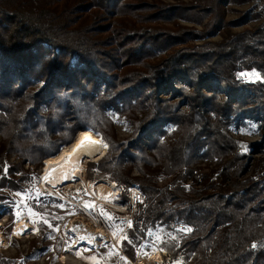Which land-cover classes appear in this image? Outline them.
I'll return each mask as SVG.
<instances>
[{"label": "trees", "instance_id": "16d2710c", "mask_svg": "<svg viewBox=\"0 0 264 264\" xmlns=\"http://www.w3.org/2000/svg\"><path fill=\"white\" fill-rule=\"evenodd\" d=\"M235 1L0 0V154L20 160L12 174L91 131L107 151L89 181L114 183L125 205L130 186L144 197L130 232L170 230L167 260L180 264H264V130L253 143L231 134L264 128V24L231 32L258 16L227 21ZM250 71L262 81L237 77ZM205 161L218 166L204 173Z\"/></svg>", "mask_w": 264, "mask_h": 264}, {"label": "rangeland", "instance_id": "374dc122", "mask_svg": "<svg viewBox=\"0 0 264 264\" xmlns=\"http://www.w3.org/2000/svg\"><path fill=\"white\" fill-rule=\"evenodd\" d=\"M159 1L163 3L174 2V0ZM226 7L227 21L239 19L243 13L248 11H251L252 15H258L254 20H251L249 15L247 24L240 27H230L231 32H239L245 27L253 28L259 24H264V17L258 12L255 0H236ZM219 39L220 37H215L213 41ZM253 73L256 75H252ZM237 77L252 83L262 81L261 74L257 71L239 73ZM113 122L119 138L128 136L130 128L123 118L114 117ZM263 130L264 128L259 123L249 121L244 127L232 128L231 134L236 139L253 143L260 141ZM103 143L106 144L104 141ZM106 151L107 148L104 147L103 155L106 154ZM253 157L261 158L262 156L251 155L250 160ZM99 160L85 162L82 165L81 175L77 183L59 195V193L51 192L39 183L45 160L36 167L21 164L22 171L13 175L14 172L12 171H18V169H12V166H18L20 160L13 156L8 149L3 155L0 154V163L4 164L0 170V234L4 244L3 247H0V264H139L141 261H149L154 255L159 258L160 264H180L178 260H176L177 262L167 260V246L174 241L167 235L171 233L170 230L155 227L147 230L140 229L138 233L130 232L134 230V219L138 216L139 207L135 208L133 220L130 215L131 209L127 211L129 219L126 218L118 211L125 204L121 203L123 198H121V192L117 186L106 180H99L94 183L89 181V168L92 163ZM217 164L218 161H205L199 163L198 168L202 172L208 173L215 169ZM5 167H7L6 174ZM131 175L136 176L137 173L132 172ZM12 179L14 181L13 187L19 188L21 192L12 190ZM167 182L168 180H161L159 184L163 185ZM3 185H10V187L2 188ZM131 187L139 190L135 185L129 188ZM111 188H114L115 191L114 195H107L110 196L106 199L109 202H105L106 205L98 204L99 192ZM128 189L125 194L127 203L129 202ZM16 193L21 195L18 196ZM86 204L92 205V207L86 208ZM101 210L114 219H107L101 214ZM18 212L20 219L17 218ZM130 220L132 227H128L127 222ZM21 221L28 224L29 230L23 236H18L14 229L16 223ZM117 225L122 229V232L117 230L115 227ZM149 230L154 234L158 233L166 243L154 245L155 235H147ZM113 232L117 233L115 238ZM125 233L129 240L120 241L118 244L119 237ZM171 235L175 236L174 233ZM81 237L85 239L81 240ZM89 237L95 239L89 242ZM141 245L145 246L143 251L148 254L147 256L137 255V249ZM160 248L164 250L160 251ZM124 250H127L128 254ZM77 252H79V256L76 255ZM91 257H95V260L90 259ZM121 257L125 259L122 260Z\"/></svg>", "mask_w": 264, "mask_h": 264}, {"label": "bare ground", "instance_id": "6f19581e", "mask_svg": "<svg viewBox=\"0 0 264 264\" xmlns=\"http://www.w3.org/2000/svg\"><path fill=\"white\" fill-rule=\"evenodd\" d=\"M101 141L102 140L95 136L91 131L78 133L77 138L71 145L61 150L56 157L44 161L39 180L40 185H43L51 192L59 193V195L65 193L68 187L75 185L79 180L81 168L85 162L94 161L102 157L104 147L102 146ZM114 191V188L100 191L98 194V204L106 205L105 202L109 201L105 198L108 199L110 196L108 197L107 195L113 194ZM99 200L102 201L100 202ZM111 207L113 206L111 205ZM113 208L116 209L115 207ZM14 230L16 232L15 234L21 233L18 236H23L29 230L28 224L25 221L17 222ZM3 246V239L0 234V247ZM159 263V258L156 255L147 262H139V264Z\"/></svg>", "mask_w": 264, "mask_h": 264}, {"label": "snow or ice", "instance_id": "6c2138e0", "mask_svg": "<svg viewBox=\"0 0 264 264\" xmlns=\"http://www.w3.org/2000/svg\"><path fill=\"white\" fill-rule=\"evenodd\" d=\"M241 75H247V74H241ZM252 75H256V74L253 73ZM101 144H102L103 147L107 148V144H104L103 141H101ZM240 147H241V148H244V149L246 150V146H245V145H241ZM4 171H5V174H6V173H7V167H5ZM16 195L19 196V195H21V194H20V193H16ZM135 198H136V199H139V197H135ZM105 199H107V198H105ZM85 207H86V208H90V207H92V205H88V204H86ZM30 214H31V215H35L34 213H30ZM101 214L104 215V216H105L107 219H109V220L114 219L113 217H111V216L108 215L107 213H104L103 210H101ZM19 215H20V213L18 212V213H17V218H19ZM127 223H128V227H132V222H131V221H128ZM115 227L117 228L118 231L122 232V229H120L118 225L115 226ZM176 231H177V232H181V231H183V232H185V233H188V232H191L192 229H191V228H187V227H185V228H178V229H176ZM19 234H21V233H17V235H19ZM112 234H113V237H114V238H115L116 235H117L116 232H113ZM147 235H149V236H153V235H155V240H154V242H153L154 245H156L157 243H166V241L162 240L161 236H160L158 233H157V234H154V233H152L151 230L148 231ZM167 235H168L169 238L172 239V240H176V239H177V237L172 236L171 233H169V234H167ZM80 239L83 240V239H85V238H84V237H81ZM94 239H95L94 237H89V238H88L89 242H91V241L94 240ZM124 240H129V237L127 236L126 233L123 234V235H121V236L119 237V240L117 241V243L119 244L120 241H124ZM129 242L131 243V241H129ZM101 246H103V245H101ZM144 247H145L144 245H141V247H140L139 249H137V255H138V256H142V255H143V256H147V255H148L146 252L143 251V248H144ZM253 247H255V245H253ZM66 250H67V249H66ZM159 250H160V251H163L164 249H163V248H160ZM110 254H111V253H110ZM76 255L79 256V255H80L79 252H77ZM90 259H92V260L94 261V260H95V257H91ZM121 259L124 260L125 258H124V257H121Z\"/></svg>", "mask_w": 264, "mask_h": 264}, {"label": "built area", "instance_id": "2783aa9c", "mask_svg": "<svg viewBox=\"0 0 264 264\" xmlns=\"http://www.w3.org/2000/svg\"><path fill=\"white\" fill-rule=\"evenodd\" d=\"M255 2L257 4L258 11L264 17V0H255ZM135 197H139V199H136ZM143 198L144 197L141 195V193L138 189H135L133 187L129 188L128 189V200H129V202L127 203L128 205L126 204L124 207H122L120 214L125 215V217L129 219V217L127 216V211H129L131 209L130 215L132 217L131 219L133 220V213L135 211V208L140 207V205L143 203ZM128 219H125V220H128Z\"/></svg>", "mask_w": 264, "mask_h": 264}, {"label": "water", "instance_id": "95a60500", "mask_svg": "<svg viewBox=\"0 0 264 264\" xmlns=\"http://www.w3.org/2000/svg\"><path fill=\"white\" fill-rule=\"evenodd\" d=\"M77 135H78V134H77ZM77 135L75 136V138H74L73 142H74V141H75V139L77 138ZM103 156H104V155H103ZM103 156H102V157H103ZM102 157H101V158H102ZM101 158H100V159H101ZM97 160H99V159H97Z\"/></svg>", "mask_w": 264, "mask_h": 264}, {"label": "crops", "instance_id": "0c3cea01", "mask_svg": "<svg viewBox=\"0 0 264 264\" xmlns=\"http://www.w3.org/2000/svg\"><path fill=\"white\" fill-rule=\"evenodd\" d=\"M256 5H257V4H256ZM257 9H258V8H257ZM258 12H259V11H258ZM256 15H257V14H256ZM251 20H254V19H251ZM251 20H250V21H251Z\"/></svg>", "mask_w": 264, "mask_h": 264}]
</instances>
